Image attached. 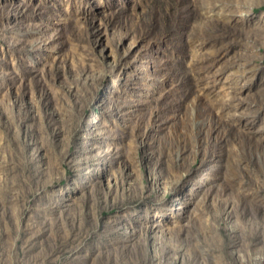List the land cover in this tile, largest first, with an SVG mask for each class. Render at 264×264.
Returning a JSON list of instances; mask_svg holds the SVG:
<instances>
[{
	"label": "rangeland",
	"instance_id": "rangeland-1",
	"mask_svg": "<svg viewBox=\"0 0 264 264\" xmlns=\"http://www.w3.org/2000/svg\"><path fill=\"white\" fill-rule=\"evenodd\" d=\"M0 264H264V0H0Z\"/></svg>",
	"mask_w": 264,
	"mask_h": 264
}]
</instances>
